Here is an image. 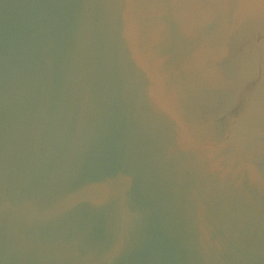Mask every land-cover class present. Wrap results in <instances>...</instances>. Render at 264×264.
<instances>
[{"label":"water","instance_id":"95a60500","mask_svg":"<svg viewBox=\"0 0 264 264\" xmlns=\"http://www.w3.org/2000/svg\"><path fill=\"white\" fill-rule=\"evenodd\" d=\"M0 264H264V0H0Z\"/></svg>","mask_w":264,"mask_h":264}]
</instances>
